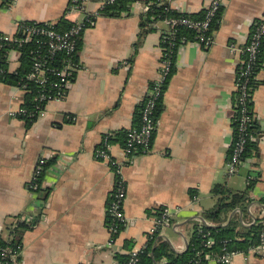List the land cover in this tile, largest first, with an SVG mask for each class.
<instances>
[{"label":"crops","instance_id":"0c3cea01","mask_svg":"<svg viewBox=\"0 0 264 264\" xmlns=\"http://www.w3.org/2000/svg\"><path fill=\"white\" fill-rule=\"evenodd\" d=\"M85 1L81 16L69 8L71 0H0V33L7 35L16 34L19 21L58 24L65 18L74 23L97 16L82 34L81 69L65 97L46 104L32 125L13 115L24 104V91L0 81V239L9 244L12 227L18 222L29 226L20 243V264H117L118 256L146 245L163 207L174 215L158 239L183 254L196 226L212 224L202 214L217 206L216 185L232 191L251 187L250 203L232 211L228 222L237 217L251 227L264 220V65L252 100L255 150L239 173L226 176L234 141L239 48L264 15V0H225L213 45L182 43L161 99L152 151L130 160L119 133L136 126L135 114L158 77L165 24L140 41L144 0L121 17L98 16L109 0ZM211 1L168 3L196 14ZM7 65L11 73L20 68V51H11ZM99 148L122 167L127 190V223L113 245L107 204L117 175L108 160L96 157ZM42 158L45 171L40 190L34 192L30 184ZM229 264H264V251L238 253Z\"/></svg>","mask_w":264,"mask_h":264},{"label":"built area","instance_id":"2783aa9c","mask_svg":"<svg viewBox=\"0 0 264 264\" xmlns=\"http://www.w3.org/2000/svg\"><path fill=\"white\" fill-rule=\"evenodd\" d=\"M115 0H109L107 3H113ZM225 0H212L206 7L205 18L203 20H193L191 18H183L179 21L170 19L166 24L175 26L178 22L185 27L196 31L198 33L196 41L204 47H210L214 43L212 34H207L210 31L212 21L217 17ZM85 0L81 5H74L71 10H74L79 15H85ZM148 11V6H144V12ZM88 27L86 19L82 21H75L70 29L67 31H59L54 23L33 21L31 24L26 21H19L16 23V34L7 35L0 33V49L3 47V42H11L18 45V48L9 50L5 56L7 57V64L10 63V53L13 50L20 51L19 47L24 43L36 40L39 44V49L34 54V71L29 78L44 86L47 82V59L49 55L53 58L59 52H65L67 59L62 69L52 72L60 78V82L54 83V87H67L74 78L76 72L81 69L79 61L74 59L78 53V45L81 40L84 30ZM21 34V38L18 37ZM264 37V15L254 22L248 42L239 48L242 59L238 66L236 77V93L233 107L232 120L236 123L234 126V141L232 145V152L227 164L226 176L228 178L240 172L246 161V151L248 144L253 141L254 135L251 134V127L254 124V113L248 108V103L252 102L253 96L250 91V75L253 72V66L256 61L261 39ZM163 42V40H162ZM235 48V46H234ZM162 60L157 79L152 83L149 93L142 102L141 121L139 127H133L128 130L124 151L128 160L132 157L146 154L152 151V144L157 130V110L159 102L161 101L166 80L171 73L173 66L172 53L167 48H163ZM238 49V48H237ZM0 69V73H2ZM65 93L57 92L50 94L42 91L39 100L50 102L53 100L63 99ZM44 109L39 110L37 117L43 114ZM27 110L21 107L14 116L20 117L25 115ZM96 157L101 160H108L115 168L117 180L114 191L111 194L110 200L107 204L108 214V229L110 232L109 244L113 245L122 229L126 226V217L124 214V203L127 197L126 184L122 177V167L118 162L114 161L108 150L99 148L96 150ZM46 161L44 158L39 160L36 167L34 181L30 184V188L37 192L40 190V176L44 169ZM173 211L170 207H163L156 212L155 224L150 234H148L147 243L142 249H134L129 253V260L127 264H139L142 253L147 249L148 243L152 236L158 235L162 229L171 226ZM213 241L210 240L206 246L211 247ZM255 251H264V237L262 236L261 243L254 248ZM237 253L230 252L224 248L223 253H205L197 254L195 264H208L215 261L219 264H229L234 255ZM21 246L16 247L10 245H0V264H20Z\"/></svg>","mask_w":264,"mask_h":264},{"label":"trees","instance_id":"16d2710c","mask_svg":"<svg viewBox=\"0 0 264 264\" xmlns=\"http://www.w3.org/2000/svg\"><path fill=\"white\" fill-rule=\"evenodd\" d=\"M140 0H115L113 3H107L100 11L98 16H114L121 17L124 15H130L131 7L134 3ZM84 0H71L69 8L74 5L83 4ZM143 3L148 6V11L143 12L141 15L140 24V41L145 36L146 33L155 30L160 23L165 24L162 34V47L167 48L172 53L173 66L171 73L167 78V87L174 71H175V60L177 52L182 43L195 42L198 33L193 31L179 22L175 25H167L166 21L173 19L179 21L183 18H191L193 20H203L205 18L206 9L196 13V14H186L180 11L174 10L168 3V0H144ZM224 7L221 8L217 17L212 21L210 31L207 33L214 34L219 28V23L222 18ZM97 16H91L86 20V24L89 25L91 22L95 21ZM64 18L58 24H55L59 31H67L73 25V23H67ZM258 21V20H257ZM32 23V22H27ZM18 37H22L21 34ZM4 45L0 49V81L7 85L18 86L25 93L23 108L27 110L25 115H21L20 118L25 120L30 126L37 120V115L39 110L44 109L48 102L40 101L39 97L44 90L50 94H55L57 92H63L66 95L68 90L67 87H54V83L60 82V78L55 75L52 70L62 69L65 65V59L67 55L65 52L57 53L53 58L47 55V82L44 86H41L38 82L30 79V74L34 71V54L39 49V44L36 40L24 43L19 47L20 49V62L21 66L16 72H10L7 65V57L5 54L13 49L18 48V45L11 42H3ZM80 45V42H79ZM78 45V51H79ZM74 59L78 60V53L74 56ZM264 65V37L261 39L259 52L256 57V61L253 66V72L250 75V91L252 96L255 89L259 85L257 79V74L262 69ZM75 76V75H74ZM64 95V97H65ZM236 95H238L236 93ZM63 97V98H64ZM160 103L158 105V110L156 116L159 114ZM248 108L253 113V101L248 103ZM141 111L142 106L138 109L135 114L136 128L140 126L141 121ZM236 126V123H233ZM255 123L251 127V134H255L256 131ZM127 131H121L119 133L120 140L126 141ZM252 150H255L253 143H249L246 151L245 157L249 156ZM44 169L41 173V178L44 175ZM251 186V185H250ZM249 187L245 191H232L225 185H216L213 189V194L218 199L217 206L211 210L205 211L202 216L206 221L211 222V225L200 224L196 226V229L192 235L189 242L188 249L183 254L175 253L171 248L168 247L166 242L160 241L158 235L152 236L148 243L147 249L142 253L139 264H156L161 260H166V264H195L197 259V254L202 252L205 253H223L224 248L230 252L247 254L251 249L257 247L262 241V234L264 231V220H258L251 227H244L241 225L240 220L237 217H233L232 220L228 222V215L237 208L245 210L247 205L250 203L248 197ZM264 204V200L261 201ZM29 228L26 223L18 222L17 225L12 227V242L9 244L4 243L0 239V245H10L18 246L21 243L24 232ZM212 240L213 245L211 247L206 246L208 241ZM153 252V255H152ZM117 264H127L129 260L128 255H120L117 257Z\"/></svg>","mask_w":264,"mask_h":264}]
</instances>
